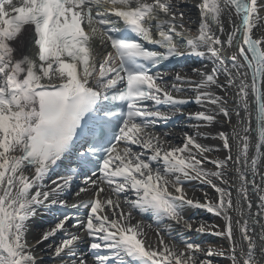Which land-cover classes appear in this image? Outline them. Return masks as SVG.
Returning a JSON list of instances; mask_svg holds the SVG:
<instances>
[{
	"label": "snow or ice",
	"instance_id": "snow-or-ice-1",
	"mask_svg": "<svg viewBox=\"0 0 264 264\" xmlns=\"http://www.w3.org/2000/svg\"><path fill=\"white\" fill-rule=\"evenodd\" d=\"M45 257L264 264V0H0V264Z\"/></svg>",
	"mask_w": 264,
	"mask_h": 264
},
{
	"label": "bare ground",
	"instance_id": "bare-ground-1",
	"mask_svg": "<svg viewBox=\"0 0 264 264\" xmlns=\"http://www.w3.org/2000/svg\"><path fill=\"white\" fill-rule=\"evenodd\" d=\"M192 12H193V15L194 16H198V12L195 8L192 9ZM222 119V117H221ZM187 130V129H185ZM209 131H211L213 133V135H215V133L218 131V130H223V131H230V128L225 125L222 129L220 128L219 125H216V126H213L212 128L208 129ZM181 129H178L176 130V132H180ZM205 143H209V144H219L220 142L218 140H207V141H204ZM221 158H223L224 155H226V153L224 152H221L218 154ZM193 184H195V182H193ZM208 191L210 194L212 195H215L214 191L210 188H208ZM198 196H201V199H202V195L200 193H197ZM194 213V214H193ZM193 214L194 217L198 218V219H203V220H207L209 221L210 223H217V224H220L221 226H223V221L217 217H215L213 214L211 213H207L205 210H202V209H197V210H194L191 215ZM37 223H39L40 225H42V223L40 222L39 218H37ZM46 227V225H44ZM34 227V231L36 232H39L41 231L42 229H37L35 227V225L33 226ZM149 232L150 235H152L151 231L150 230H146ZM31 238V237H30ZM193 239L197 240L198 242H208V243H211V244H215V245H223L224 247H227V242L221 238H218V237H215V236H212V235H207V234H204V235H194L192 237ZM49 242H45L44 244L41 245V247H46V245L48 244ZM45 261H46V264H51V261H49L48 257H45ZM221 264H228V262L226 260H221Z\"/></svg>",
	"mask_w": 264,
	"mask_h": 264
}]
</instances>
